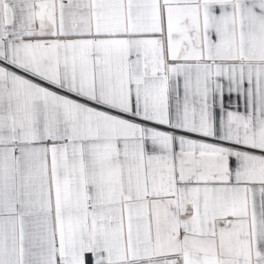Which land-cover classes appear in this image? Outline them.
Segmentation results:
<instances>
[{"label": "snow or ice", "instance_id": "1", "mask_svg": "<svg viewBox=\"0 0 264 264\" xmlns=\"http://www.w3.org/2000/svg\"><path fill=\"white\" fill-rule=\"evenodd\" d=\"M0 264H264V0H0Z\"/></svg>", "mask_w": 264, "mask_h": 264}]
</instances>
